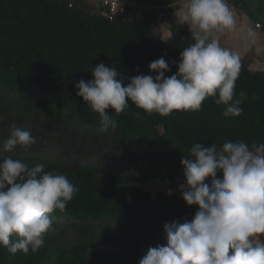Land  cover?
I'll return each instance as SVG.
<instances>
[{"label": "trees", "instance_id": "16d2710c", "mask_svg": "<svg viewBox=\"0 0 264 264\" xmlns=\"http://www.w3.org/2000/svg\"><path fill=\"white\" fill-rule=\"evenodd\" d=\"M179 0H138L141 10L127 17L109 21L105 16L87 12L69 0H0V93L22 100L26 107L51 113L50 103L68 109L70 117L100 132L116 131L130 140H145L151 148L169 149L188 156L195 143L221 147L225 141L264 143V71L250 69L247 54L240 58L237 98L244 91L247 98L238 117H225L224 105L208 97L200 111L175 110L169 116L151 115L128 99L129 107L117 115L108 109L116 126L104 129L98 113L76 95L75 83L94 79L92 67L103 62L115 66L125 77L152 75L148 65L164 57L172 68L165 76L178 71L180 53L194 43L191 32L179 22L174 3ZM245 7L242 0H234ZM169 23L172 37L159 39L152 32L158 21ZM119 78V77H118ZM128 80L125 79V86ZM258 96L259 99L254 97ZM139 112L140 117L134 115ZM155 173L127 175L95 181L81 171L45 168L64 174L78 191L66 210L50 215L58 218L135 222L150 227L165 223L190 222L198 205L189 206L182 195L158 192L153 196L145 185L153 178L173 187L177 176L184 177V165L166 159H154ZM222 171L217 173L222 178ZM211 177L206 182L211 183ZM102 245L110 243L102 240ZM157 241L131 247L117 245V259L122 264H139ZM95 241L61 250L40 248L27 255L0 254V264H87L95 253Z\"/></svg>", "mask_w": 264, "mask_h": 264}, {"label": "clouds", "instance_id": "9594fccd", "mask_svg": "<svg viewBox=\"0 0 264 264\" xmlns=\"http://www.w3.org/2000/svg\"><path fill=\"white\" fill-rule=\"evenodd\" d=\"M182 7L179 22L189 26L194 43L180 53L178 71L170 77L165 73L172 68L161 57L148 65L155 76L125 78L101 62L91 69L94 79L75 83L76 95L98 113L105 130L116 126L107 110L121 114L128 99L149 115L200 111L208 97L225 106V117L242 114L247 93L237 98L235 90L240 57L219 40L236 27L227 0H183ZM252 36L249 29L245 38ZM35 142L30 131L12 126L0 152L28 150ZM181 163L186 179L179 191L198 210L190 222L165 223V243L150 248L139 264H264V143H195ZM44 169L43 163L29 167L11 156L0 159V246L13 255L38 252L52 228L50 214L64 212L78 191L66 175Z\"/></svg>", "mask_w": 264, "mask_h": 264}, {"label": "rangeland", "instance_id": "374dc122", "mask_svg": "<svg viewBox=\"0 0 264 264\" xmlns=\"http://www.w3.org/2000/svg\"><path fill=\"white\" fill-rule=\"evenodd\" d=\"M69 1L94 14H100L103 9L101 0ZM242 1L246 8L237 6L234 0H227L236 20V27L224 33L228 36L231 32L240 31L239 37L233 42L234 47H245L251 60L257 49L260 55L257 60L254 58V70L264 71V0ZM134 10L139 12L141 7ZM257 22H261V28L256 27ZM151 29L159 39L168 40L172 37L166 20L160 21ZM249 29H252L253 36L245 38ZM225 43L226 41L224 45ZM229 45L231 46L232 42ZM50 105L52 111L46 113L35 106L26 107L22 100L14 96L0 93V144L9 137L12 126L28 130L36 137V142L28 150L17 146L11 152H0V159L11 156L29 167L43 163L45 168L81 171L86 177L99 181L155 173L157 167L154 159H166L182 165V158H188L183 153L169 149H150L147 141L130 140L116 131L100 132L71 118L67 108H60L51 103ZM185 179L177 176L174 186L168 187L162 179L153 178L145 188L153 196L158 192L169 194L170 190L171 194L181 195L179 185L185 183ZM51 218L52 228L45 235V243L41 248L66 250L95 241V253L88 256L87 264H122L115 251L116 246L120 244L135 247L150 241L165 243L166 234L163 227L111 220L62 219L52 215ZM102 240L110 241L106 244L107 247L102 245ZM0 254L6 257L12 255L8 248L3 246H0Z\"/></svg>", "mask_w": 264, "mask_h": 264}, {"label": "built area", "instance_id": "2783aa9c", "mask_svg": "<svg viewBox=\"0 0 264 264\" xmlns=\"http://www.w3.org/2000/svg\"><path fill=\"white\" fill-rule=\"evenodd\" d=\"M102 12L109 21H114L117 16L127 17L137 7H142L137 0H101ZM261 22H257L256 27L261 28Z\"/></svg>", "mask_w": 264, "mask_h": 264}, {"label": "crops", "instance_id": "0c3cea01", "mask_svg": "<svg viewBox=\"0 0 264 264\" xmlns=\"http://www.w3.org/2000/svg\"><path fill=\"white\" fill-rule=\"evenodd\" d=\"M182 4H183V0H179L178 2L174 3L173 6L175 8V12L177 14L178 17H180L181 15V12H183V7H182ZM102 12V11H101ZM158 24L160 23V21L157 22ZM187 26V28L189 29V26L187 24H185ZM232 34L231 35H228L226 36V33H220L219 34V40H220V43L221 45L225 48H228L230 49L233 53L239 55L240 58L244 57L247 53L245 51V47L243 48H235L234 45H233V42L235 41V39H237V37H239V33L240 31H237L236 33L235 32H231ZM224 37V39H223ZM226 37V39H225ZM226 41V45H224V42ZM230 42H232V45L230 46ZM255 56L253 57V61H254V58L255 60H257V58L259 57L260 55V52L255 49ZM252 61L251 65H250V69L253 70V71H256L254 70V66L256 65L254 62ZM259 71H263V70H259Z\"/></svg>", "mask_w": 264, "mask_h": 264}]
</instances>
